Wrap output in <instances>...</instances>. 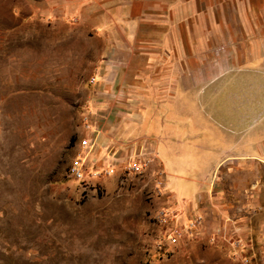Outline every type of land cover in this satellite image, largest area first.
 <instances>
[{"label": "rangeland", "instance_id": "obj_1", "mask_svg": "<svg viewBox=\"0 0 264 264\" xmlns=\"http://www.w3.org/2000/svg\"><path fill=\"white\" fill-rule=\"evenodd\" d=\"M160 1L0 0V264H264V153L228 157L195 196L166 191L156 157L133 172L127 139L106 176H68L86 135L105 166L100 65L139 58Z\"/></svg>", "mask_w": 264, "mask_h": 264}, {"label": "crops", "instance_id": "obj_2", "mask_svg": "<svg viewBox=\"0 0 264 264\" xmlns=\"http://www.w3.org/2000/svg\"><path fill=\"white\" fill-rule=\"evenodd\" d=\"M159 4L151 19L164 27L139 58L100 65V159L127 139L156 157L166 191L195 196L228 157L264 153V0Z\"/></svg>", "mask_w": 264, "mask_h": 264}, {"label": "built area", "instance_id": "obj_3", "mask_svg": "<svg viewBox=\"0 0 264 264\" xmlns=\"http://www.w3.org/2000/svg\"><path fill=\"white\" fill-rule=\"evenodd\" d=\"M86 121V129L91 127V116H87V114L84 116ZM91 132V131H90ZM97 132V131H95ZM92 133H94V130H92ZM98 133V132H97ZM96 135H86V145L84 149L82 150V153H79L76 157L75 166L71 171V175H68L69 177L75 179L80 183L81 186L88 185L87 183V174H97V176L100 174L106 176V171L109 170V168L115 167L113 163L117 162L119 159L118 156H115L116 151L114 150H107V153L111 151V155L108 156L107 159H103V162L106 164L103 168L100 169V171H92L88 168V162L90 158V154L95 150L96 148ZM135 154L133 157L127 162V165H129L130 169L134 171H141L143 167L147 166V163L150 159V153L145 150H138L137 152H134ZM115 156V157H114ZM106 157V156H105ZM92 160V158H91Z\"/></svg>", "mask_w": 264, "mask_h": 264}, {"label": "bare ground", "instance_id": "obj_4", "mask_svg": "<svg viewBox=\"0 0 264 264\" xmlns=\"http://www.w3.org/2000/svg\"><path fill=\"white\" fill-rule=\"evenodd\" d=\"M85 145H86V139L84 140V143H83L82 147L84 148ZM82 150H83V149H80V151H82ZM74 166H75V161H74V162L71 164V166H70V170H69L70 174H71V171H72V169L74 168Z\"/></svg>", "mask_w": 264, "mask_h": 264}]
</instances>
